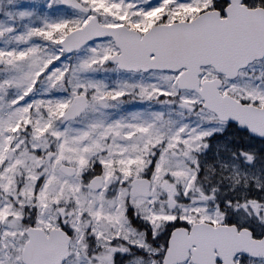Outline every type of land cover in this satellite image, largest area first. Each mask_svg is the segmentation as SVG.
I'll return each instance as SVG.
<instances>
[{"label":"snow or ice","instance_id":"6c2138e0","mask_svg":"<svg viewBox=\"0 0 264 264\" xmlns=\"http://www.w3.org/2000/svg\"><path fill=\"white\" fill-rule=\"evenodd\" d=\"M0 264H264V0H0Z\"/></svg>","mask_w":264,"mask_h":264}]
</instances>
